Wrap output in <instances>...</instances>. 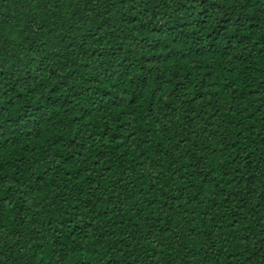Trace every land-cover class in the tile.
Returning a JSON list of instances; mask_svg holds the SVG:
<instances>
[{
	"label": "trees",
	"instance_id": "16d2710c",
	"mask_svg": "<svg viewBox=\"0 0 264 264\" xmlns=\"http://www.w3.org/2000/svg\"><path fill=\"white\" fill-rule=\"evenodd\" d=\"M0 264H264V0H0Z\"/></svg>",
	"mask_w": 264,
	"mask_h": 264
}]
</instances>
